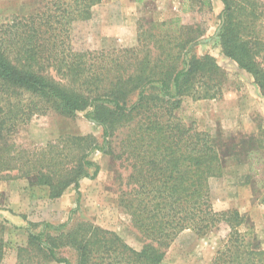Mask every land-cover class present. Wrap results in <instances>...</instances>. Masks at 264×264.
I'll return each mask as SVG.
<instances>
[{"label":"trees","instance_id":"1","mask_svg":"<svg viewBox=\"0 0 264 264\" xmlns=\"http://www.w3.org/2000/svg\"><path fill=\"white\" fill-rule=\"evenodd\" d=\"M101 2L45 0L43 8L0 24V187L4 174L17 171L48 187L55 200L71 187L80 194L82 179L98 176L93 153L128 162L131 173L120 205L146 243L137 251L116 232L82 221L55 235H29L18 260L36 250L46 261L71 264L58 256L71 249L76 264H162L182 233L204 237L226 226L229 233L209 264H264L253 229L243 230L248 218L237 209L218 212L212 203L210 180L225 167L226 139L177 115L184 98L223 97L225 71L212 55L195 54L208 28L184 25L177 17L152 22L147 30L140 26L135 48L76 51V25L90 21ZM221 2L220 25L209 39L218 40L222 54L253 77L264 97L263 3ZM194 10L212 12L213 0H185L183 12ZM81 113L103 129L102 142L91 135H62L37 148L16 140L36 118L75 119ZM245 146L248 154L264 151V138ZM6 232L0 219V264Z\"/></svg>","mask_w":264,"mask_h":264},{"label":"rangeland","instance_id":"2","mask_svg":"<svg viewBox=\"0 0 264 264\" xmlns=\"http://www.w3.org/2000/svg\"><path fill=\"white\" fill-rule=\"evenodd\" d=\"M261 1L264 7V0ZM184 2L102 0L93 9L90 21L76 25L72 45L81 52L132 49L138 46L140 26L147 30L152 22L177 17L184 25L208 28L207 40L196 48L195 54L212 55L225 71L223 97L217 100L184 98L177 115L200 131L226 139L225 167L220 177L210 180L213 206L218 212L230 209L240 211L249 220L243 230L253 229V235L264 248V151L255 149L248 154V146H245L250 139L264 138V97L253 77L222 54L218 40L209 39L220 25V14L224 9L221 0H213L212 12H183ZM44 5L45 0H0V24L13 15H27ZM62 135H91L99 142L103 141V129L87 119L84 113L75 119L58 114L36 118L29 126L20 129L16 140L38 148ZM230 138L235 140L227 142ZM233 147H237L236 152H231ZM90 159L100 167L98 176L82 179L80 194L75 187H71L55 200L50 198L48 187L37 185L32 178L20 176L17 171L3 175L0 219L7 227L3 264H59L46 261L43 254L36 250L24 253V262H21L17 258L18 249L28 246L31 234L55 235L82 221H90L116 232L137 251L143 249L146 240L120 205L121 193L127 189L131 173L129 163L99 151L93 153ZM66 223H69L68 226L61 228ZM228 233L226 226L204 237L186 231L174 241L162 264H209ZM58 256L76 264L74 250H61Z\"/></svg>","mask_w":264,"mask_h":264},{"label":"crops","instance_id":"3","mask_svg":"<svg viewBox=\"0 0 264 264\" xmlns=\"http://www.w3.org/2000/svg\"><path fill=\"white\" fill-rule=\"evenodd\" d=\"M17 260V259H16Z\"/></svg>","mask_w":264,"mask_h":264}]
</instances>
